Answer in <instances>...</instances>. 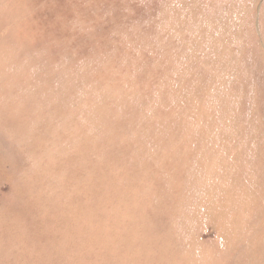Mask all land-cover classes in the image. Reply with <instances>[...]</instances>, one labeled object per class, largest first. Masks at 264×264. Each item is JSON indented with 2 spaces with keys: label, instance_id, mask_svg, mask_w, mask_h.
<instances>
[{
  "label": "rangeland",
  "instance_id": "obj_1",
  "mask_svg": "<svg viewBox=\"0 0 264 264\" xmlns=\"http://www.w3.org/2000/svg\"><path fill=\"white\" fill-rule=\"evenodd\" d=\"M191 71L210 93L193 111ZM203 196L237 207L233 241L191 212ZM240 246L264 248V0H0V264H236Z\"/></svg>",
  "mask_w": 264,
  "mask_h": 264
},
{
  "label": "bare ground",
  "instance_id": "obj_2",
  "mask_svg": "<svg viewBox=\"0 0 264 264\" xmlns=\"http://www.w3.org/2000/svg\"><path fill=\"white\" fill-rule=\"evenodd\" d=\"M214 52L216 56H220V54L222 53L221 50L219 48H215ZM229 60L233 59V56L230 55L229 56ZM192 58V57H191ZM194 59V57H193ZM234 60V59H233ZM217 63L222 67H226L224 64H229L228 60H221L219 59V61H217ZM206 66H211L212 63L210 62V60L208 58H206V62H205ZM194 65H192L191 68H193ZM201 69H199L200 71ZM198 71V70H197ZM192 72V73H191ZM190 72V79L192 81L191 85L189 87H191L192 89V95L190 97V101H192V105L194 108H192L191 110L193 111V109H202L204 107V105L209 104L210 102V93L208 92H204L209 90L208 84H209V77H201L199 78L201 75L200 72H196V71H191ZM197 77V78H196ZM212 81V80H211ZM199 93V94H198ZM198 94V95H197ZM202 95L206 96V101L207 103H200V97ZM219 95V94H218ZM190 101L188 102L190 104ZM224 102V101H223ZM198 103H200L201 105L198 107ZM191 107V106H190ZM232 119H229L228 117L226 118V120L224 121V125L227 126H232L234 123H236V119L231 117ZM202 119V118H201ZM209 119V117H208ZM201 121V120H200ZM223 124V122H222ZM233 129V128H232ZM221 132V131H220ZM222 133V132H221ZM261 137V136H260ZM206 138V137H205ZM202 146H206L205 144H203ZM204 152H202V154L198 155L197 158H194L193 160V165H192V169L189 170V174L192 177V179H199L198 176H200L201 174H204V172L201 169V163L204 159L207 160L209 157H211V154H213L212 151H216L214 149L209 150V148L204 147ZM251 151L254 153V149H251ZM187 152V151H186ZM185 153H183L184 155ZM187 156V155H185ZM144 164V163H143ZM212 168V167H211ZM255 170V169H254ZM209 172V171H208ZM211 173V172H210ZM206 174V173H205ZM213 176V175H212ZM205 178V177H204ZM214 179V178H213ZM215 180V179H214ZM232 180V179H231ZM195 181V180H194ZM233 181V180H232ZM131 184V183H130ZM212 187V186H211ZM225 189V188H224ZM240 189V188H239ZM239 192V190H238ZM255 192V191H254ZM235 195V194H234ZM220 197V196H219ZM228 200V199H225ZM225 200L222 201V199H218L216 201H213L212 199H210L209 197H204L202 198V202H203V206L201 204H192L189 208H191V212L193 214H201L202 216H205L204 221L205 222H210L211 225H213V227L216 229V236L218 239H220L222 242L229 243V238L228 236L231 234L232 231L236 230V227L234 225V222L229 221L228 220V215H231L232 217H234V215L236 214V209L237 207H235L234 205H232L233 203H228L225 204ZM240 203V202H239ZM213 204H215V209L211 212L210 209H213ZM212 205V206H211ZM210 206V208L208 209V207ZM221 206H225L224 210L220 211V207ZM194 221V220H193ZM30 222V221H29ZM262 226V225H261ZM261 226H259V229L261 228ZM245 228V227H244ZM235 234V233H234ZM233 235V234H231ZM230 235V236H231ZM237 234L231 236V240L233 241V237L236 236ZM232 246V245H230ZM224 247V245H223ZM229 247V246H228ZM189 248H192L191 246H189ZM226 249V248H225ZM193 250V248H192ZM194 251V250H193ZM223 251V250H221ZM220 251V252H221ZM219 252V253H220ZM228 252V251H227ZM219 255V254H218ZM225 255V254H224ZM259 256H261V261L259 260ZM227 257V256H226ZM262 257L264 258V248L261 247L260 251L259 249H253L250 247H243L241 248V246L238 248V251L236 253V258H239L241 262H238L236 264H261L262 262ZM219 258V257H218ZM215 259V258H214ZM217 259V256H216ZM223 260V259H222ZM221 260V261H222ZM224 261V260H223ZM201 264H207L204 262H201ZM217 264H219L217 262Z\"/></svg>",
  "mask_w": 264,
  "mask_h": 264
}]
</instances>
